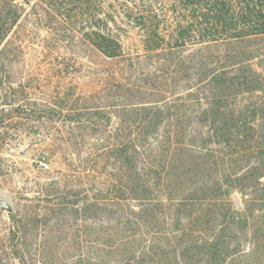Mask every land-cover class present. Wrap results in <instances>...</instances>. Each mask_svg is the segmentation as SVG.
Segmentation results:
<instances>
[{"label":"trees","instance_id":"16d2710c","mask_svg":"<svg viewBox=\"0 0 264 264\" xmlns=\"http://www.w3.org/2000/svg\"><path fill=\"white\" fill-rule=\"evenodd\" d=\"M170 7L132 17L144 47L168 66L146 78L157 92L117 83L119 122L108 136L113 116L86 99L65 116L95 132L94 160L111 168L97 192L59 188L30 215L7 206L21 264L30 230L41 264H264V0ZM92 41L105 57L123 54L102 30ZM236 191L246 197L240 209Z\"/></svg>","mask_w":264,"mask_h":264},{"label":"rangeland","instance_id":"374dc122","mask_svg":"<svg viewBox=\"0 0 264 264\" xmlns=\"http://www.w3.org/2000/svg\"><path fill=\"white\" fill-rule=\"evenodd\" d=\"M174 1L87 0V12L79 0H0V187L14 197L16 208L30 215L35 204L46 206L47 194L59 188H81L90 196L97 192V181L111 168L100 170V161L94 160L95 132L71 125L65 116L86 99L113 116L112 126L102 127L108 136L119 122V109L111 103L116 99L110 98L119 94L117 83L157 92L147 87L146 78L152 71L163 74L168 66L158 65L163 60L144 47L145 32L135 27L132 17L160 7L168 15ZM99 30L121 41L120 58L97 50L92 37ZM190 84L174 88L185 96ZM50 111L64 116L49 119ZM42 161L50 167L42 168ZM95 162L96 171L88 169V163ZM234 194L243 207L246 197L239 191ZM12 228L7 205L0 200V264H21L16 252L22 247L13 241ZM27 244L28 263L41 264L32 230Z\"/></svg>","mask_w":264,"mask_h":264},{"label":"water","instance_id":"95a60500","mask_svg":"<svg viewBox=\"0 0 264 264\" xmlns=\"http://www.w3.org/2000/svg\"><path fill=\"white\" fill-rule=\"evenodd\" d=\"M1 99H2V96L0 94V101H1ZM115 122H116V120L114 121V123ZM233 199L235 201L236 206L239 209L242 208V204L240 202L238 194H234ZM0 200H2L7 206H11V208L13 210H15L16 207H15L14 197L11 196L10 194H8L7 191L2 187H0Z\"/></svg>","mask_w":264,"mask_h":264},{"label":"built area","instance_id":"2783aa9c","mask_svg":"<svg viewBox=\"0 0 264 264\" xmlns=\"http://www.w3.org/2000/svg\"><path fill=\"white\" fill-rule=\"evenodd\" d=\"M41 167L44 168V169H48L50 166H49V164L47 162L42 161L41 162Z\"/></svg>","mask_w":264,"mask_h":264}]
</instances>
